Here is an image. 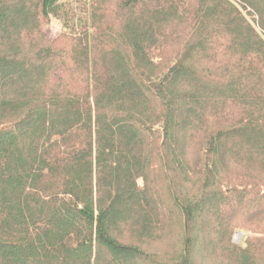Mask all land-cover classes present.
Wrapping results in <instances>:
<instances>
[{
  "label": "trees",
  "instance_id": "1",
  "mask_svg": "<svg viewBox=\"0 0 264 264\" xmlns=\"http://www.w3.org/2000/svg\"><path fill=\"white\" fill-rule=\"evenodd\" d=\"M58 2L0 0V264H264V0Z\"/></svg>",
  "mask_w": 264,
  "mask_h": 264
},
{
  "label": "rangeland",
  "instance_id": "2",
  "mask_svg": "<svg viewBox=\"0 0 264 264\" xmlns=\"http://www.w3.org/2000/svg\"><path fill=\"white\" fill-rule=\"evenodd\" d=\"M89 0H59L57 14L52 15L44 25L45 32L55 38L61 32H77L80 25L87 21ZM244 233L236 231L233 242L242 243Z\"/></svg>",
  "mask_w": 264,
  "mask_h": 264
}]
</instances>
